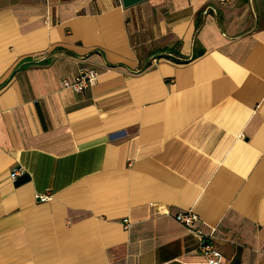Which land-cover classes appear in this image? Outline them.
<instances>
[{"label": "crops", "instance_id": "obj_1", "mask_svg": "<svg viewBox=\"0 0 264 264\" xmlns=\"http://www.w3.org/2000/svg\"><path fill=\"white\" fill-rule=\"evenodd\" d=\"M189 211L264 264V0H0V264H206Z\"/></svg>", "mask_w": 264, "mask_h": 264}, {"label": "built area", "instance_id": "obj_2", "mask_svg": "<svg viewBox=\"0 0 264 264\" xmlns=\"http://www.w3.org/2000/svg\"><path fill=\"white\" fill-rule=\"evenodd\" d=\"M99 76V72L93 68H82L79 70L73 80L63 79V86L70 88L76 92H81L93 85ZM20 170H15L12 176L16 178L20 175ZM37 198L40 201H46L49 199L48 195H38ZM163 213L171 215L168 210H162ZM181 224H183L188 230L197 234L201 239L200 251L206 260V264H223L224 256L222 252L216 247L214 243L215 230H211L209 233L204 232L200 227V217L194 212H180L173 216ZM129 224H127L128 226Z\"/></svg>", "mask_w": 264, "mask_h": 264}, {"label": "trees", "instance_id": "obj_3", "mask_svg": "<svg viewBox=\"0 0 264 264\" xmlns=\"http://www.w3.org/2000/svg\"><path fill=\"white\" fill-rule=\"evenodd\" d=\"M200 23L198 22L197 24H196V33L199 31V29H200ZM179 43L180 42H178V44H176V46H178L179 45ZM195 45H196V47H194V53H193V55L190 57V58H184L182 55H181V53L180 52H176L177 53V55H178V57H174V56H172V55H170V54H166V55H161L160 57H167V58H169V59H171V60H173V61H175V62H181V63H187V62H189V61H191V60H193V59H195V58H197L199 55H200V52H199V48H197V46H198V43H197V41H196V43H195ZM172 49V51L174 50L173 48H171ZM170 49V50H171ZM174 52V51H173ZM203 52L201 51V54H202Z\"/></svg>", "mask_w": 264, "mask_h": 264}, {"label": "water", "instance_id": "obj_4", "mask_svg": "<svg viewBox=\"0 0 264 264\" xmlns=\"http://www.w3.org/2000/svg\"><path fill=\"white\" fill-rule=\"evenodd\" d=\"M145 1L147 0H121L124 8H129Z\"/></svg>", "mask_w": 264, "mask_h": 264}]
</instances>
